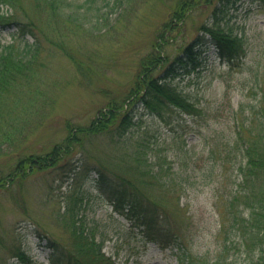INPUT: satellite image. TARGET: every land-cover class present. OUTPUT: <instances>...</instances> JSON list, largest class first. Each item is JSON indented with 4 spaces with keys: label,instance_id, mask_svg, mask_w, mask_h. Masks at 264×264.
I'll return each mask as SVG.
<instances>
[{
    "label": "rangeland",
    "instance_id": "374dc122",
    "mask_svg": "<svg viewBox=\"0 0 264 264\" xmlns=\"http://www.w3.org/2000/svg\"><path fill=\"white\" fill-rule=\"evenodd\" d=\"M23 3L27 15L15 17L25 22L32 17L53 39H42L30 80L1 99L0 264H57L50 260L51 247H69L65 224L80 217L103 242L113 264H179L173 247L162 249L115 213L97 183L95 167L125 168L132 176L136 159L162 166L160 183L169 185L155 184L150 194L194 255L209 264H259L264 233L256 236L242 201L237 217L229 202L241 182L243 145L235 144L237 130L259 116L264 93V84L259 86L264 78V7L245 0L230 23L245 40L246 54L236 68L230 69L211 46L201 56L202 66L194 71L177 66V75L168 79L196 106V113L171 107L158 116L137 105L124 131L83 136L48 167L23 163L20 179L14 174L22 160L50 154L64 144L71 128L88 126L110 101H120L173 8L172 0H127L128 5L125 0H74L75 15L83 20L78 25L38 16L30 0ZM2 10L12 14L8 6ZM211 13V6L192 12L167 34L164 52L171 58L181 55L180 46L202 33ZM26 40L33 38L0 28V52L14 44V52L24 55ZM257 124L253 130L260 131ZM19 251L29 263L17 257Z\"/></svg>",
    "mask_w": 264,
    "mask_h": 264
},
{
    "label": "trees",
    "instance_id": "16d2710c",
    "mask_svg": "<svg viewBox=\"0 0 264 264\" xmlns=\"http://www.w3.org/2000/svg\"><path fill=\"white\" fill-rule=\"evenodd\" d=\"M30 1L38 16L47 14L49 18L62 24H83V20L75 15L74 0ZM172 1L173 8L168 19L156 36L151 51L140 62L135 81L120 101L117 99L110 101L88 126L71 128L64 144L53 148L50 154L43 158L22 160L14 177L23 179L21 174V170L25 168L23 163H32L30 168L38 166L44 168L56 163L66 154L70 146L75 143L80 144L83 136L88 137L105 132L115 134V132L124 131L131 125L132 112L137 105H142L149 113L158 116L171 107L187 114L197 112L196 106L183 96L168 79L177 75V66L193 71L202 66L201 56L211 46L215 48L217 57L229 64L230 69L238 66L237 62L246 54L245 40L242 35L234 31L230 23L238 16L239 7L245 0H216V3L215 0ZM248 1L264 7V0ZM96 2L97 0H90L91 4ZM4 5L12 9L11 15L3 12L2 6ZM125 5H128L127 0H125ZM210 6H212L211 21L200 27L202 33L197 34L191 42L180 46L181 55L171 58L165 53L163 45L167 34L181 27L186 17L195 10ZM76 8H80L78 3ZM87 11L83 12L84 19L88 17ZM18 12L21 15H27L23 0H0V28H14L17 35L33 38L32 42L26 40L24 55L21 52L20 54L14 52V44L5 46L0 52V117L4 110L1 99L8 98L17 85L30 80L31 71L38 60L42 39L45 37L53 39L37 25L32 17H29L26 22L16 18ZM59 47L66 52L64 47ZM67 55L70 56L68 53ZM73 61L79 71L80 65L76 60ZM157 73H163V75H156ZM263 84L264 78L259 85L260 88ZM262 102H264V93L259 102V116L252 117L249 124L242 123L237 130L238 138L235 144L238 145L241 142L243 145L241 149L243 163L239 166L241 182L232 192L233 196L229 202L234 217H237L235 212L237 213L239 201L243 202L244 210L248 209L252 217L251 227L256 228L257 237L260 232L264 233V105ZM255 123H258L256 126L261 128L260 131L253 130ZM137 161L139 163L137 166L134 165L136 172L133 170L132 176L125 168L111 170L105 166L95 167L98 176L97 183L110 198L113 211L143 229L148 239L162 249L168 246L173 247L179 264H209V260L194 255L190 251L179 235L180 233L168 223L167 215L158 211L159 204L152 198L150 191L155 184L163 187L169 185L160 183L162 166L154 162L152 166L155 167L151 165L150 167L147 161L140 159H136L134 163ZM2 180L0 178V185ZM234 221L238 219L234 218ZM244 222L245 219L242 218L240 223L242 227L246 226ZM232 224L240 227L237 223L232 222ZM65 225L70 229L71 244L69 247L61 246V248L55 243L51 247L53 252L50 260L52 262L57 264H113L111 258L103 251V242L97 241L96 234L84 226L81 217L72 218L71 223ZM263 249L261 248V253L264 254ZM17 257L22 262H30L29 257L23 251H19ZM263 262L264 255L261 256L259 264Z\"/></svg>",
    "mask_w": 264,
    "mask_h": 264
}]
</instances>
